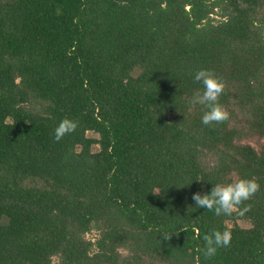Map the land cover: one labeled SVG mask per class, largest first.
<instances>
[{"label": "trees", "instance_id": "1", "mask_svg": "<svg viewBox=\"0 0 264 264\" xmlns=\"http://www.w3.org/2000/svg\"><path fill=\"white\" fill-rule=\"evenodd\" d=\"M242 176L232 213L195 205ZM0 264H264V0H0Z\"/></svg>", "mask_w": 264, "mask_h": 264}, {"label": "clouds", "instance_id": "2", "mask_svg": "<svg viewBox=\"0 0 264 264\" xmlns=\"http://www.w3.org/2000/svg\"><path fill=\"white\" fill-rule=\"evenodd\" d=\"M194 79L200 81L203 88L202 93L194 95L190 99L191 104H202L206 106L203 111L202 121L210 124L213 121L226 120L229 113L218 98L223 91V81L208 68H201L195 72ZM77 121L64 117L54 129V138L60 140L66 133L74 131ZM260 187L259 181L255 177L242 176L227 182H216L209 191H196L193 193V200L198 207L214 210L217 216L230 214L243 201L248 200ZM246 210V209H244ZM206 242L205 255L211 256L216 253L218 247L227 246L232 240L230 228L223 230L215 229L211 233L205 234Z\"/></svg>", "mask_w": 264, "mask_h": 264}, {"label": "rangeland", "instance_id": "3", "mask_svg": "<svg viewBox=\"0 0 264 264\" xmlns=\"http://www.w3.org/2000/svg\"><path fill=\"white\" fill-rule=\"evenodd\" d=\"M217 18H219V16L217 15V14H214ZM243 224H246L245 222H242ZM96 234H97V232H96V230H93V231H91V232H89L88 234H87V236L89 237V238H94L95 236H96ZM56 259V258H55Z\"/></svg>", "mask_w": 264, "mask_h": 264}]
</instances>
